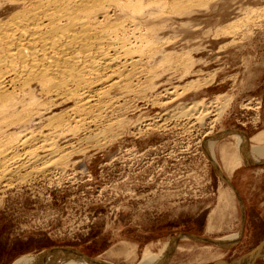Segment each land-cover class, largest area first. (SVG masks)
<instances>
[{
	"label": "rangeland",
	"instance_id": "obj_1",
	"mask_svg": "<svg viewBox=\"0 0 264 264\" xmlns=\"http://www.w3.org/2000/svg\"><path fill=\"white\" fill-rule=\"evenodd\" d=\"M167 5L151 3L149 14L128 27L145 32L153 26L162 53L154 60L183 54L196 62L191 72L159 62L150 75L145 61L129 90L111 91L98 142L74 141L91 127L68 130L56 145L73 142L76 150L64 159L63 170L0 183V264L55 247L136 264L145 249L158 254L173 237L177 246L164 264H211L249 255L264 241V162L247 161V145L254 141L245 136L246 144L237 146L235 138L239 131L251 136L264 108V0L196 1L183 14ZM114 12L113 18L119 15ZM194 80L200 87H189ZM220 95L231 102L219 120L212 115L198 123L202 108L172 121L165 115L185 110L179 104L212 102ZM109 119L116 124L103 129ZM41 121L34 133H46ZM225 128L235 130L220 134ZM210 139L217 140L215 153L229 182L206 151ZM222 148L231 162L241 158L239 167L229 172ZM237 232L242 236L235 243L214 241ZM254 264H264V257Z\"/></svg>",
	"mask_w": 264,
	"mask_h": 264
},
{
	"label": "bare ground",
	"instance_id": "obj_2",
	"mask_svg": "<svg viewBox=\"0 0 264 264\" xmlns=\"http://www.w3.org/2000/svg\"><path fill=\"white\" fill-rule=\"evenodd\" d=\"M196 1L205 0H0V183H8L15 178L21 181L51 169L63 170L64 159L76 150L73 142L61 147L56 145L68 130L76 134L79 128L91 127L89 135L76 137L74 141L77 144L81 141L98 142L97 136L104 133L98 127L103 117L102 107L113 102L111 91L129 90L133 74L145 61L150 63V75L155 73L154 68L159 62H165L163 64L169 69L190 73V66L196 63L194 59L182 57L183 54L178 57L176 53L172 56L168 52L169 55L157 62L154 58L161 49L152 37L153 26L140 32L138 25L129 29L128 23L135 24L137 17L149 14L147 8L151 3H167L169 10L183 14ZM115 10L119 15L113 18ZM195 86L199 84L194 80L189 87ZM63 102L71 103L59 113L49 115ZM230 102L225 95H220L212 102L179 104L178 107L187 110L165 115H170L172 121L180 116H191L189 111L202 108L196 116L198 123L212 115L218 116L212 120L215 121L219 120ZM67 117L74 118V125ZM42 119L46 133L43 130L42 133L39 130V134L34 133L36 129L33 131L32 127L39 125ZM113 124H116V119H109L103 129L108 130ZM257 135L253 137L256 141L264 137V133ZM235 138L237 146L246 144L244 133L235 132ZM216 145L217 140L210 139L205 148L213 165L221 172ZM250 148L256 159L257 155H264V147L252 145ZM41 152L43 155L39 154ZM242 156L244 158L245 155ZM221 157L230 162L229 172L241 164V158L237 156L231 162L232 157H228L225 148L221 150ZM221 174L228 181L223 172ZM212 218L211 215L210 221ZM184 236L187 235L180 237ZM241 236L242 232H237L214 241L228 245L237 242ZM177 238H171L158 254L145 249L136 264H164L177 246ZM263 246L264 241L252 253L240 258L256 256ZM12 264L113 263L89 257L74 248L55 247L19 257Z\"/></svg>",
	"mask_w": 264,
	"mask_h": 264
},
{
	"label": "crops",
	"instance_id": "obj_3",
	"mask_svg": "<svg viewBox=\"0 0 264 264\" xmlns=\"http://www.w3.org/2000/svg\"><path fill=\"white\" fill-rule=\"evenodd\" d=\"M229 112H230V110L228 111V112H226L224 115H228L229 114ZM224 117V116H223ZM223 119V118H222ZM259 127L255 130V131H253L250 135L251 136H247L245 133H244V131H242L244 134H245V136L247 137V139H249V140H253L254 141V143H248V153L246 154V160L247 161H250V160H253V161H261V162H264V155H262V156H260V155H257V159L253 156V154H252V150H251V148H250V146H252V145H254V146H260V147H264V137H263V139L261 140V141H256V140H254L253 139V137L255 136L256 137V135L258 134V135H260V134H263L264 133V108L261 110V114H260V118H259ZM260 129V130H259ZM235 129H227V128H225V129H223L222 131H220L221 133L220 134H223V133H226V132H230V131H234ZM258 130V131H257ZM257 131V132H256ZM230 134V133H229ZM257 135V136H258ZM254 137V138H255ZM250 152V153H249ZM251 154V155H250ZM250 155V156H249ZM253 158V159H252ZM259 158H261V159H259ZM253 161H251V162H253ZM236 169V168H235Z\"/></svg>",
	"mask_w": 264,
	"mask_h": 264
},
{
	"label": "water",
	"instance_id": "obj_4",
	"mask_svg": "<svg viewBox=\"0 0 264 264\" xmlns=\"http://www.w3.org/2000/svg\"><path fill=\"white\" fill-rule=\"evenodd\" d=\"M264 256V246L260 248L258 254L252 258L245 259L234 257V258H219L214 260L211 264H223V263H229V264H254L259 258Z\"/></svg>",
	"mask_w": 264,
	"mask_h": 264
}]
</instances>
